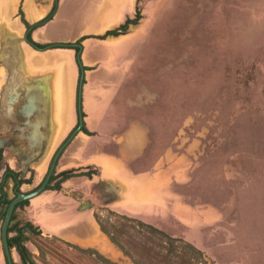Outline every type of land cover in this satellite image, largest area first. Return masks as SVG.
Segmentation results:
<instances>
[{
	"label": "crops",
	"instance_id": "0c3cea01",
	"mask_svg": "<svg viewBox=\"0 0 264 264\" xmlns=\"http://www.w3.org/2000/svg\"><path fill=\"white\" fill-rule=\"evenodd\" d=\"M89 2L85 13L83 0H59L53 18L36 28L32 38L43 45L76 44L83 37L102 36L140 12L127 34L83 41L81 60L87 68L83 111L92 135L78 133L60 159L58 172L91 167L99 174L72 178L60 192H44L30 201L26 215L45 235L82 248L116 252L95 217L98 206L136 219L164 215L177 220L184 214L181 209L193 211L180 188L194 182L193 171L186 173V166L193 164L197 152L195 142L182 131L184 113L150 111L158 96L143 85L134 96L136 71L147 63L142 54L148 41L160 34L157 25L163 8L152 0ZM55 4L56 0H0V147L13 168L29 163L41 169L40 175L78 125L81 69L74 49L41 51L27 43L19 13L22 10L26 21L35 25ZM91 43L99 47L95 54L88 51ZM124 86L128 87L123 90ZM119 99L127 100L128 113L115 106ZM187 114L193 118V113ZM87 200L93 209L80 211ZM0 264H6L2 251Z\"/></svg>",
	"mask_w": 264,
	"mask_h": 264
},
{
	"label": "rangeland",
	"instance_id": "374dc122",
	"mask_svg": "<svg viewBox=\"0 0 264 264\" xmlns=\"http://www.w3.org/2000/svg\"><path fill=\"white\" fill-rule=\"evenodd\" d=\"M89 1L83 0L85 13ZM152 1L163 8L160 34L150 38L142 54L148 60L136 71L134 96L143 85L157 93L156 104L148 108L155 114L193 113V118L183 114L180 124L197 155L186 166L194 182L180 188L193 211L181 209L178 222L164 215L137 218L192 244L213 264H264V0ZM98 50L88 46L93 54ZM118 101L115 106L128 113L127 100ZM112 211L98 206L100 222L122 243L133 239L143 246L134 231L122 233L126 221ZM113 245L116 252L90 249L113 263L134 264ZM29 247L41 264L43 258L47 264H100L92 253L57 241H41L43 256L33 243ZM136 260L147 262L142 255Z\"/></svg>",
	"mask_w": 264,
	"mask_h": 264
},
{
	"label": "trees",
	"instance_id": "16d2710c",
	"mask_svg": "<svg viewBox=\"0 0 264 264\" xmlns=\"http://www.w3.org/2000/svg\"><path fill=\"white\" fill-rule=\"evenodd\" d=\"M59 0H56L55 7L53 11L41 22L37 23L36 25H30L25 17L23 12H20L21 20L23 24L26 26L27 30L32 32L34 29L43 26L47 22H49L57 9V4ZM141 18L140 12H138L136 19L131 20L128 19L125 24L119 26L116 29L110 30L106 32V34L102 36H89L83 37L81 40L77 42V44H82L85 39L88 38H96L100 40H105L109 37H118L127 34L130 27L132 25H136L138 20ZM29 43L37 50H48V49H57V48H64V49H76L74 48L73 44H38L35 43L31 36L28 37ZM78 50V49H76ZM85 116V115H84ZM82 131L88 135H92L87 128L84 126ZM98 171H91L88 172H76L74 170L63 172L57 176H54L51 180V183L48 187L49 190L60 191L62 189V183L68 179L74 177H87L92 178L93 175H97ZM0 202L2 199L0 198ZM5 204H8L9 201H4ZM28 205V202H24L19 205V208H23L24 206ZM119 219L126 221L123 224L122 233H128L129 231H134L136 236L140 238L143 242L142 245H138V243H134L133 239L122 243L118 237L115 236V233L112 232L109 228H107L103 223L100 222V218L96 215V219L100 224L102 231L107 234L112 241L119 249H121L125 255L129 256L133 259L134 264H213V262L208 259L205 253L192 244L185 242L182 239L174 238L170 236L168 233L156 228L155 226L149 225L141 220L130 218L125 215H120L119 213L115 214ZM12 221L14 224L10 227L9 232L14 234L12 237H9V246L10 248H16L17 252L21 257L22 264H37L33 263L29 259L30 251L27 248V243L32 242L38 249L41 256L44 255V249L41 247V241L49 242V241H57L61 242L70 249L78 250L82 253H92L93 255L97 256L98 261L100 264H116L113 263L111 260L105 258L101 254H99L96 250L93 249H86L80 246L71 244L66 242L58 237H50L43 235V232L38 226H35L28 220L19 219V215L17 212L14 213L12 217ZM34 238V239H33ZM134 238V236H132ZM145 256L147 262H141L136 260V256ZM43 264H47V261L43 258Z\"/></svg>",
	"mask_w": 264,
	"mask_h": 264
},
{
	"label": "flooded vegetation",
	"instance_id": "af4514ba",
	"mask_svg": "<svg viewBox=\"0 0 264 264\" xmlns=\"http://www.w3.org/2000/svg\"><path fill=\"white\" fill-rule=\"evenodd\" d=\"M55 7V6H54ZM24 14V13H23ZM31 25V24H30ZM36 25V24H35ZM27 29V28H26ZM35 30V29H34ZM33 30V31H34ZM33 31L32 32H30L29 33V31L27 30V38H26V41H27V43H29V40H28V37H29V35L31 36V38H32V33H33ZM88 39H90V38H88ZM94 39H96V38H94ZM32 40H33V38H32ZM86 40V39H85ZM34 41V40H33ZM35 42V41H34ZM36 43V42H35ZM30 44V43H29ZM39 44V43H38ZM70 44H72V43H70ZM31 45V44H30ZM32 46V45H31ZM73 46H74V48H76V49H78V50H76V49H74V50H76V52H77V58H78V64H79V67H80V69H81V81H80V83H83V87H82V94L81 95H79V88H80V83L78 84V90H77V99H78V117H79V122H78V125L73 129V131L69 134V136L63 141V143L59 146V148H58V150L56 151V153L59 151V149L65 144V142L71 137V135H73V133L79 128V126H80V123H81V118H80V114H81V117H82V123H83V126H82V128L85 126V121H84V118L86 117V115H85V113H84V111H83V90H84V85H85V79H84V76H85V70H87V68L86 67H83V65H82V60H81V55H82V51H83V43L82 44H73ZM33 47V46H32ZM34 48V47H33ZM35 49V48H34ZM85 115V116H84ZM86 127V126H85ZM82 128H81V130H80V132H83L82 131ZM85 133V132H84ZM91 133V132H90ZM77 135H78V133H77ZM76 135V136H77ZM76 136H75V138H76ZM74 138V139H75ZM74 139L69 143V145L64 149V151H63V153L61 154V156H60V158H59V160H58V162H57V165H56V168H55V171H54V173H53V175L51 176V178H50V181L48 182V184H47V187H46V191H54V190H49L48 189V187H49V185H50V183H51V180H52V178L54 177V176H57V175H59V174H61V173H63V172H66V171H71V170H66V171H62V172H58V165H59V161H60V159L62 158V156L65 154V152H66V150L69 148V146L73 143V141H74ZM56 153L53 155V157H52V159H51V162H50V164H49V166L47 167V169H46V171H45V173L43 174V175H40L39 173H40V170L41 169H35V167H32L29 163H27L26 165L24 164V165H18L19 166V168H18V170H16L15 168H13L12 167V165H11V163L9 162V160H7L6 159V156H5V148H3V147H0V172L1 171H3L2 172V174L0 175V198L2 199V202H0V223L2 222V224H3V221H4V219H5V216H6V210H7V207L10 205V203L18 196V194H20V193H25V194H28V193H31V192H33V191H35V190H37L38 188H40L41 187V185L45 182V180H46V178H47V176H48V173H49V171H50V167H51V165H52V162H53V160H54V157H55V155H56ZM30 157V156H29ZM34 160H32L31 162H33ZM30 162V161H29ZM30 162V163H31ZM91 167H89L88 169H90ZM25 169H28V172L26 173V175H23V173H24V171H25ZM95 169V168H94ZM72 170H74V171H76V172H85V170H83V169H72ZM92 170V169H91ZM95 170H97V169H95ZM94 170V171H95ZM57 171V172H56ZM98 171V170H97ZM29 174H31V177L30 178H27L28 177V175ZM34 174H36V176L34 175ZM98 174H99V171H98ZM97 174V175H98ZM42 176H43V179H42V181H41V183L38 185V186H35L36 185V182L39 180V178H42ZM94 176H96V175H93V177ZM82 177H84V176H82ZM92 177V178H93ZM74 178H77V177H74ZM87 178V177H86ZM92 178H89V179H92ZM72 179V178H71ZM68 180H70V179H68ZM68 180H66V181H68ZM12 182L13 183V185H12V190H13V194H14V196H13V198H11L10 197V193L8 192V188H9V182ZM66 181H64L63 183H62V185L66 182ZM24 186H26V189L23 191L22 190V188L24 187ZM29 186H32V188L30 189V190H28V187ZM62 188H63V186H62ZM46 191H44V192H46ZM60 191H62V189L60 190ZM60 191H57V192H60ZM43 192V193H44ZM43 193H41V194H43ZM41 194H39V195H41ZM38 195V196H39ZM37 196V197H38ZM34 198H36V197H34ZM33 198V199H34ZM33 199H30V200H26V201H24V202H28V205H26V206H24L23 208H19V205L20 204H22V203H24V202H22V203H20L17 207H16V209H15V211H14V213L15 212H17V214L19 215V219H22V220H28V221H30L31 223H33L35 226H38L40 229H41V227L39 226V225H37V224H35L33 221H31V219L26 215V208L30 205V201L31 200H33ZM4 201H9V203L8 204H5L4 203ZM87 201H89L90 202V204H91V201L90 200H87ZM85 203V202H84ZM83 203V204H84ZM82 204V205H83ZM81 207V206H80ZM93 205L91 204V209H93ZM79 210H80V208H79ZM115 212V211H114ZM14 215V214H13ZM96 215H98V213L96 212L95 213V217H96ZM13 217V216H12ZM130 218H132V217H130ZM139 220V219H138ZM14 224V222L11 220V225H10V227L12 226ZM10 227H9V229H10ZM1 230H2V225H0V251H2V253H3V255H4V257H5V262H6V264H9L8 263V260H7V257H6V253H5V250H4V247H3V243H2V238H1ZM41 231L43 232V230L41 229ZM14 234H12V233H10L9 232V235H8V243H9V237H12ZM43 235H45L44 233H43ZM45 236H48V235H45ZM50 237H55V236H50ZM30 244H32V242H28L26 245H27V248L29 249V251H30V254H32L33 255V257L35 258V256H34V252H32L31 250H30V247H29V245ZM10 247V246H9ZM10 250H11V254H12V259H13V264H18V262H17V258H16V256H15V253H17V255H18V257H19V259H20V262H21V264H22V261H21V257H20V255H19V253L17 252V250H16V248H10ZM29 254V255H30ZM35 260H36V262L35 263H37V264H41L36 258H35ZM32 262V261H31Z\"/></svg>",
	"mask_w": 264,
	"mask_h": 264
},
{
	"label": "water",
	"instance_id": "95a60500",
	"mask_svg": "<svg viewBox=\"0 0 264 264\" xmlns=\"http://www.w3.org/2000/svg\"><path fill=\"white\" fill-rule=\"evenodd\" d=\"M82 87H83V83H80L79 95L82 94ZM80 118H81V123H80L79 128L73 133V135H71V137L65 142V144L56 153L54 160L52 162V165L50 167V171L48 173V176H47L45 182L41 185V187L38 188L37 190L31 192V193H28V194H25V193L18 194V196L7 207L6 216H5V219H4L3 224H2L1 238H2L3 247H4L6 257H7L9 264H13L12 254H11V250H10L9 243H8V235H9V227L11 225V220H12V216L14 214V211L20 203H22L26 200L33 199L34 197H37L39 194L46 191L47 184L50 181V178L55 171L57 162H58L61 154L63 153L64 149L69 145V143L75 138L77 133L80 132V130L83 126L81 114H80ZM27 172H28V169H25L23 175H26ZM31 188H32V186H29L28 190H30ZM88 209H91V204L89 201H85V203L83 205H81L80 211H85ZM29 259L33 263L36 262V260L32 254L29 255Z\"/></svg>",
	"mask_w": 264,
	"mask_h": 264
}]
</instances>
